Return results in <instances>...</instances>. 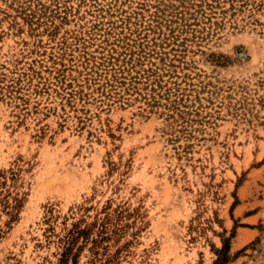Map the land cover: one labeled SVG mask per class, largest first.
Returning a JSON list of instances; mask_svg holds the SVG:
<instances>
[{"label":"rangeland","instance_id":"1","mask_svg":"<svg viewBox=\"0 0 264 264\" xmlns=\"http://www.w3.org/2000/svg\"><path fill=\"white\" fill-rule=\"evenodd\" d=\"M0 181V264L105 207L119 264H264V0H0Z\"/></svg>","mask_w":264,"mask_h":264},{"label":"trees","instance_id":"2","mask_svg":"<svg viewBox=\"0 0 264 264\" xmlns=\"http://www.w3.org/2000/svg\"><path fill=\"white\" fill-rule=\"evenodd\" d=\"M10 173L15 174L12 171ZM1 175H4V173ZM4 184V181H0V187ZM23 200L24 198L19 196L18 192L11 196L9 190L3 192L0 189V212L3 211L9 217L5 222L6 227H10L11 222L18 220ZM120 208L117 207L111 210L109 207H105L101 214L95 215L92 221L87 222L84 219H79L73 223L59 237L62 248L59 264H67L69 261L72 264H76L77 257L85 247L90 253L89 264H119L121 252L128 250L131 241L127 240L114 253H110V244L106 243L109 241H120L123 236L130 233L129 229L134 225V223L127 222V220L124 221L129 218L130 213L127 209ZM1 231L0 228V233ZM130 235H133V233H130ZM214 251L217 258L213 264L225 263L229 257L228 239L223 238L221 248H214Z\"/></svg>","mask_w":264,"mask_h":264}]
</instances>
